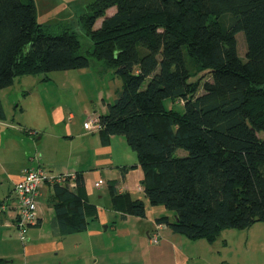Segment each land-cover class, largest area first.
<instances>
[{
  "label": "trees",
  "instance_id": "obj_1",
  "mask_svg": "<svg viewBox=\"0 0 264 264\" xmlns=\"http://www.w3.org/2000/svg\"><path fill=\"white\" fill-rule=\"evenodd\" d=\"M80 23L91 40L84 53L71 25L38 22L34 0H0V89L19 75L96 59L123 79L96 113L98 133L105 143L124 135L137 153L146 198L173 211L158 223L212 241L222 229L264 221V0H94ZM189 58L211 73L202 92ZM168 97L185 111L166 108ZM66 175L48 182L51 202L61 229L80 231L98 208L83 174ZM108 184L122 216H145L143 199L121 192L117 179Z\"/></svg>",
  "mask_w": 264,
  "mask_h": 264
},
{
  "label": "crops",
  "instance_id": "obj_2",
  "mask_svg": "<svg viewBox=\"0 0 264 264\" xmlns=\"http://www.w3.org/2000/svg\"><path fill=\"white\" fill-rule=\"evenodd\" d=\"M115 11L113 6L107 14ZM99 19L102 22L103 18ZM13 83L0 89V203L6 206L0 212V264H230L224 253L232 241L226 236H235L239 252L248 248L250 232L231 234L225 228L211 241L188 238L158 223V217H172L173 211L151 205L146 198L138 156L130 161L120 156L115 151V136L103 142L98 127L93 131L85 129L90 116L77 120L66 105L32 106L26 114V102L22 99L19 104L18 91L9 96ZM4 91L12 113L1 96ZM123 152L126 154L125 148ZM37 165L45 166L54 175L83 174L88 197L98 208L97 216L88 220L85 229H61L51 202V184L46 182L41 187L37 222L29 226L24 240L20 237L15 186L23 168ZM112 179L118 180L121 192L144 200L145 216H122L113 207L108 184ZM154 233L158 236H152Z\"/></svg>",
  "mask_w": 264,
  "mask_h": 264
},
{
  "label": "rangeland",
  "instance_id": "obj_3",
  "mask_svg": "<svg viewBox=\"0 0 264 264\" xmlns=\"http://www.w3.org/2000/svg\"><path fill=\"white\" fill-rule=\"evenodd\" d=\"M37 8L38 22L45 25L56 26L60 24V29L63 25H71L77 30L78 38L81 41L82 47L80 52L84 53L85 49L91 45V40L86 32L81 27V17L85 16L90 11V5L94 0H34ZM97 25H101V19L97 20ZM238 52L242 58H245L246 40L243 31L237 33ZM190 65L193 70L194 79L200 80L201 85L198 92H202V82L211 78V73L202 68L198 61L190 59ZM47 77V78H45ZM123 87V79L116 75L114 69L105 66L102 62L92 59L87 67L71 68L63 70H54L41 74H25L16 76L13 85L10 87L9 96L13 97L18 91L20 97L19 104L22 105V99L26 102V114L29 113L33 106L41 105H66L68 111H73L76 114V119L82 121L86 116L90 118L96 113H103L108 110V103L115 101L119 91ZM22 89L27 92L22 94ZM31 92L28 94V92ZM13 92V93H12ZM20 92V94H19ZM7 92L1 94L4 103H7L8 109L9 98L5 96ZM28 94V98L25 96ZM24 95V97H23ZM27 98V99H26ZM27 100V101H26ZM6 101V102H5ZM8 101V102H7ZM164 104L166 108L173 109L176 112L183 113L185 111L184 104L179 100H173L168 97ZM20 105L18 111L20 112ZM9 112V111H8ZM12 113V108H11ZM28 116V115H27ZM87 130V128L85 127ZM260 133L264 137V131ZM116 145L115 151L125 159H136L137 153L130 147L124 135H115ZM126 154H124V148ZM178 154H186L187 150L180 147L177 150ZM130 164H128L129 166ZM132 168V167H131ZM130 168V169H131ZM144 198V194H140ZM171 213V212H170ZM173 217V216H172ZM244 230V231H243ZM250 230V231H248ZM226 232L233 234H243L250 232L248 248L239 252L237 249L235 236H226L230 244V249H225V257L233 264H264V221H256L251 228H228ZM247 237V236H243ZM236 244V245H235ZM235 245V246H233ZM218 249V248H217Z\"/></svg>",
  "mask_w": 264,
  "mask_h": 264
},
{
  "label": "built area",
  "instance_id": "obj_4",
  "mask_svg": "<svg viewBox=\"0 0 264 264\" xmlns=\"http://www.w3.org/2000/svg\"><path fill=\"white\" fill-rule=\"evenodd\" d=\"M99 119L95 114L85 122L88 131L98 127ZM66 174H52L45 166H28L23 168L21 180L15 186L16 198L18 201V214L16 225L20 237L24 240L30 225L37 222V206L41 195V187L45 182L63 181ZM100 185L101 182H97ZM74 185V184H73ZM142 188V186H140ZM6 208L5 203H0V212ZM159 224L158 226H160ZM152 236H158L154 233Z\"/></svg>",
  "mask_w": 264,
  "mask_h": 264
},
{
  "label": "water",
  "instance_id": "obj_5",
  "mask_svg": "<svg viewBox=\"0 0 264 264\" xmlns=\"http://www.w3.org/2000/svg\"><path fill=\"white\" fill-rule=\"evenodd\" d=\"M107 226L105 225V228H106Z\"/></svg>",
  "mask_w": 264,
  "mask_h": 264
}]
</instances>
